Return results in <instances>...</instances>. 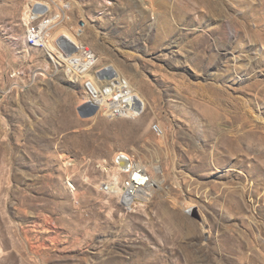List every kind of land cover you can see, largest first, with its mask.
Returning a JSON list of instances; mask_svg holds the SVG:
<instances>
[{"label":"rangeland","instance_id":"obj_1","mask_svg":"<svg viewBox=\"0 0 264 264\" xmlns=\"http://www.w3.org/2000/svg\"><path fill=\"white\" fill-rule=\"evenodd\" d=\"M31 1L81 48L32 47ZM84 50L137 116L81 117ZM120 154L163 171L131 210ZM0 264H264V0H0Z\"/></svg>","mask_w":264,"mask_h":264},{"label":"bare ground","instance_id":"obj_2","mask_svg":"<svg viewBox=\"0 0 264 264\" xmlns=\"http://www.w3.org/2000/svg\"><path fill=\"white\" fill-rule=\"evenodd\" d=\"M261 1L259 0V2ZM35 5L38 4L33 1L29 2V5L27 7V12H29V14L27 17H25L27 23L30 20V8ZM49 11L50 8L49 6H47L45 13H49ZM53 20L50 19L49 22L52 24ZM60 32H61L60 35L55 34L50 40H48L45 47L49 50V52L52 53L55 52L56 55L63 60L64 58L62 52L60 51L63 44L62 42L57 41L59 37H62L61 39H64L65 41L70 43L75 48V50H78V48H81V46L78 40L76 39V37L72 33H70L67 30H61ZM76 56H70L71 60H78V62L73 61L74 62V64L72 65L73 70L76 73V77L79 76L81 79H85L86 77L90 78L89 89L90 91H92V93L94 91L92 101L95 104L94 105L92 104V102H90L92 105L96 106L97 109L98 107H102V109H105L106 111H111V113H113L114 115L117 114L120 116L119 118H123V119L124 117L134 118L135 116H137V111L139 110V108L140 110L141 109L143 110L144 108L143 101L134 92L132 87H130L126 82L122 81L118 71L113 66L110 65L107 66V71L110 74V79L106 81H102L100 80L101 78L100 75L95 74L91 76L88 74L89 69L92 68L93 64L96 63V60H92V61L88 60L87 57L83 56V54L80 55L79 57ZM72 58H77V59H72ZM71 74L73 73L71 72ZM122 155L123 154H120L119 156H121L122 158L126 157L125 155L123 156ZM126 164L127 162H124L123 165L126 166ZM126 167L124 168L126 169ZM132 167H140V164L132 161ZM152 171L153 174L147 171L146 173H144L143 189H141V191L138 184L128 183V192L131 195H137L136 198L133 200V203H135L136 205L143 206V204L147 203L158 191L162 190L161 178L163 176V171L158 166H153ZM111 194L116 196V193H111Z\"/></svg>","mask_w":264,"mask_h":264},{"label":"built area","instance_id":"obj_3","mask_svg":"<svg viewBox=\"0 0 264 264\" xmlns=\"http://www.w3.org/2000/svg\"><path fill=\"white\" fill-rule=\"evenodd\" d=\"M46 10L45 6L43 5H35L30 8V17L32 19L29 20L28 24L26 25L27 28V35L26 39H31L32 47H43L46 46L49 36L48 31L51 27V23L49 22L48 18L43 15L44 11ZM83 56L87 57L88 60H94L93 56L88 50H84ZM76 59V58H73ZM78 62V60H70L71 66L74 62ZM72 73L73 77H76V73L73 70L72 66ZM18 74V73H16ZM90 81H87L86 86H88ZM140 103V102H139ZM141 104V103H140ZM112 115V117H120L119 115H114L111 111H107ZM152 132L160 136L162 135V131L158 125H153ZM124 162H127L126 166L122 165ZM126 167V169L124 168ZM113 169L115 170L112 174V177L108 180L106 184H104L103 190L109 193H116V196L119 198L121 204L127 210H131L135 208L136 205L133 203V200L136 198L137 195H131L128 192V183H136L141 189H143V179L144 173L146 170L140 165V167H132V160L128 157L122 158L121 156H117L113 162ZM114 191V192H113ZM113 195V194H112Z\"/></svg>","mask_w":264,"mask_h":264},{"label":"water","instance_id":"obj_4","mask_svg":"<svg viewBox=\"0 0 264 264\" xmlns=\"http://www.w3.org/2000/svg\"><path fill=\"white\" fill-rule=\"evenodd\" d=\"M63 45L68 48V53H72L76 51L75 48L66 41L63 42ZM100 77L104 80H109L110 74L103 72L101 73ZM78 112L81 115V117L87 118V117L94 115L97 112V107L92 105L91 103H86L85 105H83L82 107L78 109Z\"/></svg>","mask_w":264,"mask_h":264}]
</instances>
